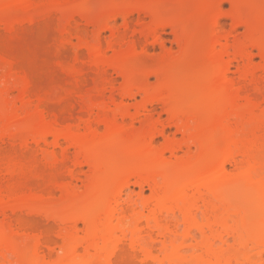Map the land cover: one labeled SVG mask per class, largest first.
Returning <instances> with one entry per match:
<instances>
[{
	"label": "bare ground",
	"instance_id": "6f19581e",
	"mask_svg": "<svg viewBox=\"0 0 264 264\" xmlns=\"http://www.w3.org/2000/svg\"><path fill=\"white\" fill-rule=\"evenodd\" d=\"M118 1L102 0L91 8L76 0H55L48 3L49 10L44 4V10L61 15L58 57L65 53L66 44H72L70 37L83 43L82 31L76 25L72 30L71 23L76 24L77 18L88 21L91 13L95 16L89 15L92 41L83 40L90 59L80 61L74 53L72 66L59 65L73 78L77 93L86 67L95 74L90 94L74 95H80L79 103L70 110L45 107L46 97L43 100L41 95L34 96L37 102L32 107L30 74L17 75L15 60L0 58L4 79L0 143L11 147L8 155L0 153V173L7 174L10 182L16 174L24 175L29 167L21 154L31 152L30 158L40 151L44 165L53 166L56 174L47 169L52 177L48 171L45 177L44 167H39L41 173L38 168L33 173L36 170L38 181L55 184L60 192V199L54 201L45 187L14 190L9 183L13 188L0 185V264H264V0H224L230 5L226 16L232 20L231 31L245 29L231 44L230 34L218 32L219 0H204L201 7L194 0L178 1L182 4L174 5L180 7L169 13L160 9L159 0H127L121 7ZM35 4L34 0H0V22L5 23L0 24L6 34L16 36L25 24L31 28L38 25L39 17L43 21L49 15L43 9L41 15ZM133 14L151 18L137 38L141 35L150 38L151 46L161 45L160 32L171 28L179 54L165 52L160 60L146 63L142 58L147 50L137 52L136 41L130 52L106 56V51L119 48ZM208 14L212 15L209 24L206 21L211 34L204 38L196 29ZM96 17H101L99 22L107 19L106 24L95 23ZM117 18L123 20L126 32L110 29ZM105 29L113 34L103 48L100 39ZM252 50L261 59L257 66ZM233 62L241 63L236 65L237 82L229 77ZM109 70L122 78L118 89L112 87ZM150 78L154 85L149 84ZM12 90L18 95L8 101ZM157 104L166 116L160 129L152 113ZM137 120L138 129L133 126ZM169 127L181 138L167 135ZM157 136L163 139L159 148L154 146ZM55 148L61 152L57 154ZM69 148L74 151L72 159ZM85 166L89 172L82 180L78 173ZM78 180L83 182L81 190L73 185ZM144 186L148 197L143 195ZM33 217L57 227L59 245L50 238V227L41 228L36 223L42 220L35 222Z\"/></svg>",
	"mask_w": 264,
	"mask_h": 264
},
{
	"label": "rangeland",
	"instance_id": "374dc122",
	"mask_svg": "<svg viewBox=\"0 0 264 264\" xmlns=\"http://www.w3.org/2000/svg\"><path fill=\"white\" fill-rule=\"evenodd\" d=\"M35 1V5H37V7H39L40 8V12H41V15L42 14H44V13H48L49 11V9H48V7L50 8V6L51 5H49L48 3L50 2V3H53L55 0H34ZM40 1V2H39ZM58 1H63V0H58ZM71 1V0H70ZM77 1V3L78 4H81V5H85L86 7H91L92 8V6H97L98 7V5L99 4H101L102 3V0L101 1H99V0H97V1H95V0H88L89 2L90 1H92V2H90V3H87L86 2V0H85V4H84V0H76ZM123 2H121V0H119L118 1V3H117V5H119L118 7H121L123 4L124 5H127L126 3H129L127 0H122ZM167 1V2H166ZM178 1H182V2H185L184 0H159V6H160V9L161 10H163L164 9V11L163 12H165V13H169L171 10H173L174 11V9H173V7H177V9L180 7H178V5H180V4H182V3H179ZM187 1V0H186ZM195 2H196V6H199V7H201V4H203V2H204V0H194ZM207 1L208 2H210L211 0H205V2L207 3ZM216 1V0H215ZM93 2H97L96 3V5H93ZM179 3L177 6L176 5H174L175 3ZM197 2H199V3H197ZM218 3L219 2H221V16H222V25H221V27L218 29L219 31V33L220 34H224V35H229V37L227 36V42L229 43V44H231V43H233V39L234 40H236L237 38H240L244 33H245V29L243 28V27H239V28H237V30H235V31H231L232 30V20L228 17V15L226 16V14H227V12H228V14H229V12H230V5L228 4V3H226V1H224V0H219V1H217ZM217 2H215V4H217ZM223 2V3H222ZM38 3H39V5H40V3H41V5H42V3H43V6L42 7H40V6H38ZM83 3V4H82ZM94 3V4H95ZM168 3V4H167ZM171 3H172V5H171ZM211 3V2H210ZM44 4H45V6H46V9H48V10H44L45 9V7H44ZM88 4H90V6H88ZM91 4H92V6H91ZM98 4V5H97ZM169 4L171 5V7L169 6ZM209 4V3H208ZM80 5V6H81ZM213 5V4H212ZM100 6V5H99ZM163 6V7H162ZM209 6H211L210 4H209ZM118 7H117V9L115 8V9H113V12L115 13L116 12V10H117V12H118ZM167 7V8H166ZM170 7V8H169ZM85 8V7H84ZM91 8H89L90 10H93V9H91ZM42 9H43V11H45L44 13H43V11H42ZM170 10V11H169ZM72 11V10H71ZM51 12V11H50ZM50 12L48 13L49 15V17L46 15V20H45V18H43V16H41V18H43V21L40 19V17H39V19L37 20V23H38V25H33L31 28L30 27H28V26H26V24L24 25V26H26V27H21V28H19L20 29V32H19V34H18V32H17V34L18 35H16V36H9L8 34H6V32L4 31V25H2V24H5V23H2V22H0V23H2V24H0V58L1 57H3V58H5V60L7 59V60H11V59H13V60H15V62H16V64H17V67L16 68H18V69H16L15 68V70L17 71H15L14 70V72L15 73H17V75H20V74H22V72L23 73H27L29 76H31V83H32V85H33V90H32V92H33V95L31 94V99L33 100V102H32V107H33V105H36L34 102H37V101H34L36 98H37V96H40L41 95V97L43 98V96H45L46 97V99L45 98H43V104H44V106L45 107H47V105L49 106V109H54V110H58V111H60L61 110V112L62 111H65V110H70L72 107V105L73 106H76L79 102V96L81 95V96H87V95H89L90 94V90H91V88L93 87V85H94V82H95V74H93L94 73V71H93V69H90L91 70V72H90V70L86 67V69H85V74H84V76H83V78H82V80H81V82H80V87H79V89H80V92H74V90H75V87H73V85L75 86V84L73 83L72 84V79L71 78H69V76H70V74H69V76L67 75L68 74V71H67V73L64 71V68L62 69L60 66H65L66 64H69V65H66V66H68V67H66V69L67 68H69V66H72V63H75L74 62V58H75V56H74V53H78L79 54V58H80V61L81 60H83V61H87V59L89 58L88 56H89V54H91L88 50H86V46L84 45L85 44V41H83L84 39H87V41H89L91 38H93L92 37V33L91 32H93V27H92V25L90 24V21L91 22H93V20H90V16H91V18L93 19V17H92V15H93V13H91V15L89 16L88 15V18H89V22L88 21H85V22H83V20L84 19H81V18H77V19H75V22H76V24H74V23H71V29L72 30H75L76 28L77 29H80L81 31H82V33H83V36H84V38H83V40H82V44L80 43V41H79V43H78V41H77V39L74 37V36H72V37H68L69 39L68 40H70V43H72V44H66V46H65V53L64 54H61L62 56H63V58H60V57H62V56H60V57H58L59 55H60V52H59V54H58V56H57V53H58V47H60L59 46V41H60V43H61V40H60V34H59V25L61 24V21H59L61 18V15L58 13V11H54V14H53V11L51 12V14H53V15H51L50 14ZM68 12H70V11H68ZM68 12H66V14L68 13ZM91 12V11H90ZM89 12V13H90ZM113 12H111L110 11V13L108 12V13H106V17L107 16H109L108 14H111V13H113ZM56 13V14H55ZM164 13V14H165ZM59 14V15H58ZM69 14V13H68ZM105 14V13H104ZM104 14H102L101 16H103ZM225 14V15H224ZM209 15V16H208ZM208 15H205L204 17H205V20H204V17H203V20H202V18H200L198 21H201V22H199V24H201V25H199L198 24V21H197V27H199V28H197L196 30H198V36H201V37H204V38H206V37H208L211 33L209 32V31H211V29L210 28H208L209 26L208 25H206V21H207V23L209 24V20L212 18L211 16L212 15H210V14H208ZM223 15H224V17H223ZM58 16V17H57ZM94 16V15H93ZM96 16H99V15H96ZM145 16V17H144ZM207 16V17H206ZM225 16H226V18H225ZM48 17V18H47ZM95 17V16H94ZM149 16H147L146 17V15H136V14H133L131 17H130V24L128 25V30H127V32L125 31V28L123 27L124 25H123V20L122 19H120V18H117L115 21H113L112 23H111V27H113V28H110V29H115L113 32L115 33V31L117 30V32L118 31H122V30H124L125 32V34H127L123 39H122V41H119V48L118 47H116V49H115V51L116 52H113L112 53V51H106L105 52V55L106 56H109V57H112V55H114L115 53H123L124 54V52H127V51H131V49H130V45H131V43L133 44V45H135V43H136V41L138 42L137 43V47L135 46V50H137V52H139V51H142L144 48H146V50H147V54L142 58L143 60L145 59L146 60V63L148 62V63H151L153 60H154V62H155V60L157 61V60H160V58H161V56L162 55H164V53L166 52V53H168V52H170V54L171 55H173V56H176V55H178L179 54V50H180V48H179V46H178V44L177 45H175V43H176V40H175V35H174V33H173V31H172V29L171 28H168V27H166L165 29H163L161 32H160V34H159V36L161 37L160 39H161V45H158V44H156L155 45V43H154V45L153 46H151L152 45V43H151V45H150V38H141L140 36L141 35H138V38H137V34H140V32H141V30H143V27L144 28H146L147 26H149V24H151V18L149 17ZM209 17H210V19H209ZM230 19H228V18ZM59 18V19H58ZM97 18V17H96ZM94 19V22L96 23V21L95 20H97L98 21V23H100V24H102V25H104L103 23H105V22H107L105 19H100L101 21L99 22V20H98V18H101V17H98L97 19ZM209 20H208V19ZM79 19V20H78ZM86 20V19H85ZM39 21V22H38ZM40 21H42L41 23H40ZM79 23H78V22ZM102 21H104V22H102ZM205 21V22H204ZM59 22H60V24H59ZM202 22H204V24L202 23ZM40 23V24H39ZM78 23V24H77ZM87 23V24H86ZM36 24V23H35ZM90 24V25H89ZM106 24V23H105ZM75 26L76 25V27H75V29H74V27L73 26ZM146 25V26H145ZM206 25V26H205ZM73 27V28H72ZM142 27V28H141ZM124 28V29H123ZM22 29V30H21ZM108 29V28H107ZM107 29H105L104 30V32L102 33V35H101V39H100V42H101V46L104 48L105 46H107V41L109 42V39H111L112 37H111V35L113 34H111L110 33V29L109 30H107ZM210 29V30H209ZM139 30V31H138ZM231 32V33H230ZM119 33V32H118ZM123 33V32H122ZM123 33V34H124ZM208 33H209V35H208ZM119 34H121V33H119ZM203 36H202V35ZM91 35V36H90ZM231 36V37H230ZM234 37V38H233ZM76 39V40H75ZM134 40V41H133ZM147 40H149V42H147ZM154 40V39H153ZM204 40V39H203ZM72 41V42H71ZM86 41V42H87ZM91 41L92 40H90L89 42L91 43ZM206 41V40H205ZM232 41V42H231ZM88 42V43H89ZM120 42H121V44H120ZM162 42H163V44H164V47H162ZM221 42H223V44H224V41L222 40ZM231 42V43H230ZM77 43V44H76ZM89 43V44H90ZM87 44V43H86ZM78 45H84V47H77ZM88 45V44H87ZM105 45V46H104ZM118 46V45H117ZM75 47H77V48H75ZM102 48V49H103ZM130 50H129V49ZM148 48V49H147ZM219 48V47H218ZM217 48V49H218ZM60 50V49H59ZM76 51V52H75ZM252 56H253V61H254V64L257 66V65H259V63H261L260 61H261V59L260 58H258V52L257 51H255V50H252ZM91 56V55H90ZM74 57V58H73ZM82 57V58H81ZM11 58V59H10ZM58 58V59H57ZM87 58V59H86ZM62 59V60H61ZM74 59V60H73ZM90 59V58H89ZM88 59V60H89ZM61 60V64H60V61ZM144 60V61H145ZM150 61V62H149ZM153 62V63H154ZM66 63V64H65ZM240 63V62H239ZM241 64V63H240ZM239 64V65H240ZM60 65V66H59ZM233 66H231V68H230V71L231 72H229V77H231L234 81H236V79H238V73L236 72L237 71V68H236V65H237V67L239 66L238 64H236L235 62H233V64H232ZM235 66V67H234ZM180 70H182V69H179V71ZM176 71H178V70H176ZM90 72V73H89ZM92 73V74H91ZM108 74H110L109 75V78H111L110 80H112V83H113V89L115 90V88H119V86L122 84V78H120L119 77V75H117V73L116 72H114V71H112V70H109L108 71V73H107V75ZM260 75H261V73H259ZM94 75V76H93ZM262 76V75H261ZM71 77V76H70ZM85 77V78H84ZM71 79V80H70ZM93 79H94V82H93ZM3 74H2V72H1V70H0V86H1V83H3ZM72 81V82H71ZM238 81V80H237ZM236 81V82H237ZM155 80H154V78H150V80H149V84L150 85H154L155 84ZM70 85H72V87L73 88H71L70 87ZM92 85V86H91ZM70 87V88H69ZM77 87H78V85L76 86V89H77ZM79 89H77V91L79 90ZM108 89H110V88H108ZM69 90H70V92L73 90V92H71V93H69ZM251 89L250 88H247V91H250ZM64 91H65V94H64ZM86 91V92H85ZM251 92V91H250ZM69 93V94H68ZM72 93H74V94H72ZM10 94H11V96H8L7 97V99H8V101H9V99H10V101H12V100H15L14 99V96H16V95H18V93L16 94V92L15 91H11L10 92ZM9 94V95H10ZM38 94V95H37ZM76 94H80V95H78V96H74V95H76ZM108 93H106V95H107ZM248 94H251V95H254L252 92L251 93H249L248 92ZM67 95H69V96H67ZM73 95V96H72ZM13 96V97H12ZM36 98H35V97ZM60 96H61V98H63V96H64V99H62V100H60ZM67 96V97H66ZM18 97V96H17ZM58 97H59V99H58ZM66 97V98H65ZM75 97H77V98H75ZM105 97V96H104ZM107 97V96H106ZM105 97V98H106ZM35 98V99H34ZM40 98V97H39ZM104 98V99H105ZM107 100H108V98H106ZM106 99H105V101H106ZM136 102H138V101H140V98L139 97H136ZM37 100V99H36ZM60 101H61V103H60ZM77 102V103H76ZM131 102V104H134L135 103V101H133V100H131L130 101ZM129 102V103H130ZM20 104V103H19ZM16 105L18 106V102L16 103ZM262 106H264V105H262ZM35 107V106H34ZM51 107V108H50ZM56 108V109H55ZM154 110H153V117H156V119L155 120H157V123H158V129H160L161 127L160 126H162V125H165L166 124V116L162 113V107H161V105H159V104H157L156 106H154ZM145 115H149L148 113H144ZM94 116V115H93ZM144 115H141L140 116V118H142ZM159 117V118H158ZM144 118V117H143ZM140 120V119H139ZM139 120H137V121H135L134 122V128H139L140 127V124H139ZM160 121V122H159ZM100 127V128H99ZM98 127V129L100 130V131H103V129H101L102 127L101 126H99ZM82 129H83V127H82ZM80 130H81V128H80ZM81 132H83L82 130H81ZM167 135H169L170 137L171 136H175L177 139H180L181 138V135L179 134V133H177L176 132V130H175V128L173 127H169L168 129H167ZM156 138H157V140H156ZM155 138V148H159L161 145H162V142H163V139L160 137V136H157ZM65 147H66V145H65ZM64 147V148H65ZM10 144L7 142H4V143H0V153H8L9 151H10ZM56 149V148H55ZM54 149V150H55ZM59 149V148H58ZM56 149L55 150V152L57 153V154H59V152H61V149ZM51 150V149H50ZM36 152H38L37 153V155L34 157V156H32V155H30V158H29V154L31 153H29L28 152V154L26 155V153L24 152V154H21V158H23L25 161H26V164H27V170H24L23 172H24V175H23V173L21 172V174L20 173H18V174H16V176H15V179H14V177L11 179V182H10V180H8V179H10V177L7 175V174H5L4 172H2V173H0V185H2V187H4L5 185H6V187H7V185L8 186H10L11 188H13L14 187V190L15 189H17V188H19V189H23V186H25V188H26V186L27 187H36L37 188V186H38V188H43V187H45V188H43V189H45V190H48L47 192H48V195H49V197H51L50 199L51 200H54V201H56V200H59L60 199V192H59V190H58V188L55 186V184H51V185H49V183H48V185H46L47 184V182H42V181H38L37 180V178L35 177V173H37V171L35 170V172L33 173V171H34V169H37V170H39V172L41 171L40 170V168H43V172H42V174H44V176L45 177H47V171L49 170V169H51V170H49L50 172H51V174L53 173V171L55 172L54 173V175L56 174V170H54L55 168L53 167V166H47L46 167V165H44V161H43V159H42V157H41V152L40 151H36ZM73 153H74V151H73V149L72 148H69L68 149V155H69V158L70 159H72L71 157H73ZM8 155V154H7ZM23 155H25V156H23ZM179 155H181V154H179ZM23 156V157H22ZM71 156V157H70ZM34 159H33V158ZM166 157H169V155L168 154H166ZM31 160H29V159ZM32 158V159H31ZM36 159V160H35ZM28 161V162H27ZM33 161V162H32ZM32 162V163H31ZM35 162V163H34ZM36 166H35V165ZM43 165V166H42ZM34 167H36V168H34ZM40 167V168H39ZM33 170H32V169ZM46 169V170H45ZM48 169V170H47ZM227 169L229 170V171H232L233 170V167L232 166H228L227 167ZM31 170V171H30ZM31 172V174H30V172ZM49 171H48V176L50 177L51 175H50V173H49ZM29 172V173H28ZM79 172L80 173H78V176H79V174H81L80 176H79V178L80 179H82V180H84L85 179V175L89 172V169L85 166V167H82L80 170H79ZM87 172V173H86ZM41 173V172H40ZM46 173V174H45ZM85 173V174H84ZM26 174H27V176H26ZM33 174V175H32ZM21 176V177H20ZM23 177V181H22V178ZM28 177V178H27ZM33 178L32 180H31V178ZM52 177V176H51ZM83 177V178H82ZM19 180V182H18V180ZM27 178V179H26ZM35 178V179H34ZM45 179H47V178H45ZM5 180H7V181H5ZM16 180H17V182H16ZM29 180V182H27ZM35 180V181H34ZM37 180V181H36ZM48 180V179H47ZM62 180V179H61ZM60 180V181H61ZM65 180V179H64ZM82 180H78L77 182L75 181V182H73V185L74 184H76L77 186V188L78 189H80L81 190V188H82V185H81V183H83L82 182ZM33 181H34V183H36V184H34L33 183ZM45 181V180H44ZM59 181V182H60ZM63 181V180H62ZM16 182V183H15ZM22 182V183H21ZM24 182V183H23ZM41 182V183H40ZM65 182V181H64ZM81 182V183H80ZM5 183V184H4ZM7 183V184H6ZM11 184V185H9V184ZM25 183L27 184V185H25ZM39 183V184H38ZM44 183V184H43ZM46 183V184H45ZM14 184V185H13ZM16 184V185H15ZM19 184V185H18ZM21 184V185H20ZM23 184V185H22ZM29 184V185H28ZM31 184H32V186H31ZM36 185V186H35ZM40 185V186H39ZM19 186V187H18ZM22 187V188H21ZM41 188V189H42ZM138 188H133V190L135 191V192H138V190H137ZM18 190V189H17ZM143 195L144 196H147L148 197V195H149V189H148V187L146 186H144V190H143ZM53 198V199H52ZM122 201H126L127 200V197H126V195H123L122 196ZM33 219H35V217H33ZM37 219V220H36ZM36 221L35 220H33V221H35V222H37L38 220H42V222L44 223H42L41 221H39V222H37L36 224H39V226L41 227L42 225V227H45V228H47V226H49V225H51V224H47L48 223V221L46 222V220L45 219H42V218H38V217H36ZM41 227V228H42ZM50 227V226H49ZM80 228H81V226H80ZM49 235H50V238L51 239H53V240H55L56 241V243L58 244V239L56 238V232H57V227L56 226H51L50 228H49ZM60 244V243H59ZM58 244V245H59ZM57 245V246H58ZM57 246H55V250L57 249ZM57 251V250H56ZM134 262V261H133ZM132 263V262H131ZM130 263V264H131ZM132 264H136V263H132Z\"/></svg>",
	"mask_w": 264,
	"mask_h": 264
}]
</instances>
